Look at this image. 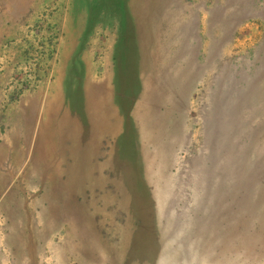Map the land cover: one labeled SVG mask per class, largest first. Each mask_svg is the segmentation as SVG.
Returning <instances> with one entry per match:
<instances>
[{
  "label": "rangeland",
  "instance_id": "1",
  "mask_svg": "<svg viewBox=\"0 0 264 264\" xmlns=\"http://www.w3.org/2000/svg\"><path fill=\"white\" fill-rule=\"evenodd\" d=\"M0 264H264V0H0Z\"/></svg>",
  "mask_w": 264,
  "mask_h": 264
},
{
  "label": "bare ground",
  "instance_id": "2",
  "mask_svg": "<svg viewBox=\"0 0 264 264\" xmlns=\"http://www.w3.org/2000/svg\"><path fill=\"white\" fill-rule=\"evenodd\" d=\"M83 160V159H82ZM87 160V159H86ZM84 161V160H83Z\"/></svg>",
  "mask_w": 264,
  "mask_h": 264
}]
</instances>
